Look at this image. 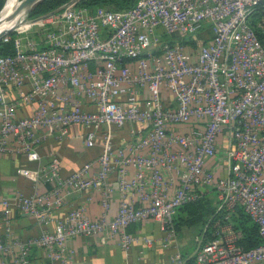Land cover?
<instances>
[{"label":"built area","instance_id":"obj_1","mask_svg":"<svg viewBox=\"0 0 264 264\" xmlns=\"http://www.w3.org/2000/svg\"><path fill=\"white\" fill-rule=\"evenodd\" d=\"M78 1L2 37L13 51L0 53V154L40 160L45 137L61 140L72 124L84 127L86 146L100 141L101 149L66 174L52 153L37 168V189L0 200V264H31L34 245L69 264V240L79 235L117 237L124 250L139 240L149 246L153 236L128 230L149 218L176 247L171 264H264V41L252 24L264 0H136L117 10ZM257 26L264 30V17ZM201 29L197 47L186 42ZM212 189L225 214L184 255L174 217ZM88 190L99 192V216L82 202L57 215ZM237 205L258 225L252 248L230 219ZM12 207L39 233L12 237Z\"/></svg>","mask_w":264,"mask_h":264},{"label":"crops","instance_id":"obj_2","mask_svg":"<svg viewBox=\"0 0 264 264\" xmlns=\"http://www.w3.org/2000/svg\"><path fill=\"white\" fill-rule=\"evenodd\" d=\"M84 127L80 124H72L69 133L61 140L55 135H48L41 145L40 160H29L22 152H5L0 154V200L7 198L13 200L17 192L31 193L37 184V168L45 163L52 153L58 155L62 162V171L69 173L80 166L87 159H93L101 149V142L88 147L84 142ZM126 132L117 133L116 139L125 138ZM38 189L44 190L46 185L38 183ZM37 189V188H36ZM99 192L84 191L81 194H72L67 198L65 206L57 212L60 217L65 210L73 204L82 202L86 211L92 217L101 213ZM118 205V194L112 199L113 213ZM4 213L0 209V240L6 239L4 227ZM12 237L28 239L40 231V226L34 219L20 213L15 207L11 209ZM128 230L132 233L148 234L154 237V242L147 245L139 240L128 250H124L117 237L104 239L103 235H79L69 240L68 247L74 251V260L69 264H171V255L176 250L172 241L165 239V233L160 228V222L155 218H149L142 222L129 225ZM181 249V242L176 236ZM182 251V249H181ZM183 253V251H182ZM185 254V253H184ZM31 264H60L52 261L44 248L32 246L30 252Z\"/></svg>","mask_w":264,"mask_h":264},{"label":"trees","instance_id":"obj_3","mask_svg":"<svg viewBox=\"0 0 264 264\" xmlns=\"http://www.w3.org/2000/svg\"><path fill=\"white\" fill-rule=\"evenodd\" d=\"M5 0H0V9L2 8ZM69 0H41L36 3L30 10L29 16L36 17L54 10H58L63 4ZM136 0H79L80 5L87 6H105L109 9H125L131 7ZM262 10V11H261ZM264 11V2L258 7L255 14L252 17V24L255 27L257 35L264 41V30L257 26L261 13ZM207 35V34H205ZM13 51V44L10 41L0 40V53H10ZM214 196L218 198L217 191L215 189L210 190ZM209 192V191H208ZM205 192L199 198L182 204L174 217L175 230L178 233L182 227L199 226V232L202 231L203 226L205 230L204 238L211 237L214 222L217 219H221L225 214V207L220 208L213 204L211 199H208V195ZM210 193V192H209ZM219 200V198H218ZM230 219L234 226L241 230L242 235L239 239V243L245 248H252L261 242L259 228L257 223L252 217L244 210L241 205L234 207L230 214ZM184 254V252H183ZM185 255V254H184Z\"/></svg>","mask_w":264,"mask_h":264},{"label":"rangeland","instance_id":"obj_4","mask_svg":"<svg viewBox=\"0 0 264 264\" xmlns=\"http://www.w3.org/2000/svg\"><path fill=\"white\" fill-rule=\"evenodd\" d=\"M29 8L25 12H23L20 20L18 21V25L16 26L17 28H23V29H28V22H30V19L35 18L29 16ZM262 11V10H261ZM37 17V16H36ZM260 17H264V11L261 13ZM206 29H201L199 30L196 35H193L189 37V39L186 40L187 43L189 44H194L195 47L198 46V44L206 37ZM223 168V166H221ZM220 172V170L218 171ZM210 192V193H209ZM207 194V198L211 199L213 204L217 205V207L223 208L222 203L218 198H216L213 194L212 191H209ZM199 226L193 225V226H188V227H182L180 231L177 233V237L181 242V249L185 253V255H192L195 252V249L199 243V241L205 236V230L204 226L202 231L199 232L198 230Z\"/></svg>","mask_w":264,"mask_h":264},{"label":"water","instance_id":"obj_5","mask_svg":"<svg viewBox=\"0 0 264 264\" xmlns=\"http://www.w3.org/2000/svg\"><path fill=\"white\" fill-rule=\"evenodd\" d=\"M39 1L41 0H20L19 3L16 5V7L13 9V11L9 15V18L14 21L9 27L0 31V40L6 33H9L15 29L23 12H25L29 8H32Z\"/></svg>","mask_w":264,"mask_h":264},{"label":"bare ground","instance_id":"obj_6","mask_svg":"<svg viewBox=\"0 0 264 264\" xmlns=\"http://www.w3.org/2000/svg\"><path fill=\"white\" fill-rule=\"evenodd\" d=\"M20 0H5L0 9V31L9 27L14 20L9 18L10 13L16 7Z\"/></svg>","mask_w":264,"mask_h":264}]
</instances>
